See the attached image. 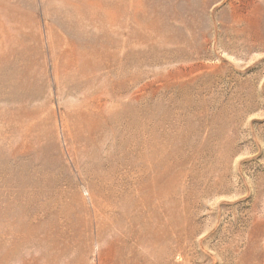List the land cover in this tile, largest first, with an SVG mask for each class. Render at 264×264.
<instances>
[{
	"label": "rangeland",
	"instance_id": "obj_1",
	"mask_svg": "<svg viewBox=\"0 0 264 264\" xmlns=\"http://www.w3.org/2000/svg\"><path fill=\"white\" fill-rule=\"evenodd\" d=\"M0 264H264V0H0Z\"/></svg>",
	"mask_w": 264,
	"mask_h": 264
}]
</instances>
